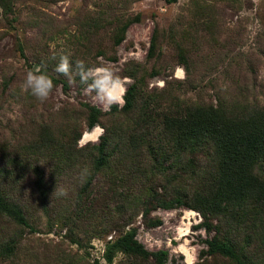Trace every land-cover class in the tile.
Segmentation results:
<instances>
[{
    "label": "trees",
    "instance_id": "1",
    "mask_svg": "<svg viewBox=\"0 0 264 264\" xmlns=\"http://www.w3.org/2000/svg\"><path fill=\"white\" fill-rule=\"evenodd\" d=\"M23 1L0 0V21H17ZM31 1L48 8L60 0ZM80 1L50 30L55 48L25 47L17 37L23 65H0V264H82L32 239L43 220L71 243L105 240L104 263L88 264H176L137 234L163 223L159 209L182 207L199 214L193 228L207 234L194 264H264V28L245 48L241 15L252 3L186 0L166 26L155 24L144 60H127L112 76L131 80L123 104L102 110L71 101L70 90L96 83L85 75L101 58L118 61L141 0ZM60 39L69 49H56ZM65 56L67 74L57 71ZM178 66L183 78L173 75ZM38 69L53 83L43 101L24 88ZM156 77L162 86L150 85ZM58 87L64 98H54ZM96 126L98 142L79 145Z\"/></svg>",
    "mask_w": 264,
    "mask_h": 264
},
{
    "label": "rangeland",
    "instance_id": "2",
    "mask_svg": "<svg viewBox=\"0 0 264 264\" xmlns=\"http://www.w3.org/2000/svg\"><path fill=\"white\" fill-rule=\"evenodd\" d=\"M245 1L252 3V6H249L248 9L241 12L242 17H247L245 19L248 39L246 48L249 46L252 47V40L256 33L264 28V0ZM185 2L186 0H178L176 3L166 4L164 0H141L135 3L133 11L139 12L141 19L139 22L132 23L128 27L126 39L119 45L117 50L118 61L112 62L101 58L103 65L90 69L85 76H92L97 81L102 80L104 73H97L95 69L100 67L111 69V76L107 82L110 87L113 82L112 76L119 70L123 62L130 59L144 60L155 24L159 23V25L166 26ZM80 4V0H60L53 6L45 8L36 5L31 0H24L15 8L18 18L17 21H14L12 25L7 24L5 20L0 21V29L7 31L0 39V65L4 64L7 67L10 65L15 67L23 65L22 57L15 51L17 37L23 41L25 47L27 45L32 48V45H36L40 48L41 43L46 42L51 49L55 48L57 44L49 40L50 30L56 31L59 27L64 26L67 20L77 12ZM234 18L236 19V17ZM42 23H45V25ZM65 48L69 49L65 40H58V47L56 49L61 51ZM257 73L260 79H264V67L259 68ZM173 75L178 78H183L184 70L178 66L174 69ZM120 80L123 82L125 88L131 82L129 78H122ZM150 85L160 87L163 85V80L157 77L153 78ZM90 91L89 87H84L79 91L73 87L70 90L69 99L75 102L87 100L102 110H107L109 107L98 95L100 94V87L95 92ZM64 97L61 88L58 87L54 92V98L59 99ZM122 104L123 101L118 105L121 106ZM15 113H17V108L15 107L7 108L4 112L5 117L12 116ZM101 133L102 128L99 126L93 129H86L79 140V145L88 141L97 143ZM156 213L163 217V223L160 226L150 229H144L142 226H139L137 234L138 240L150 250H168L176 264H194L198 259L200 249L206 247L204 243V239L207 237L206 232L203 229L193 228L201 220L199 214L184 207L173 210L159 209ZM37 226L38 228L32 236V239L36 240V243L45 242L56 245L70 253V255L82 257V264H88L94 259H99L104 263L102 253L105 247V240L82 237L80 238V243H71L64 236L65 230L58 232L54 227L48 233V228L44 220ZM85 251L89 255H86ZM171 263L170 261L169 264Z\"/></svg>",
    "mask_w": 264,
    "mask_h": 264
},
{
    "label": "clouds",
    "instance_id": "3",
    "mask_svg": "<svg viewBox=\"0 0 264 264\" xmlns=\"http://www.w3.org/2000/svg\"><path fill=\"white\" fill-rule=\"evenodd\" d=\"M69 68L68 58L62 57L61 63L57 66V71L67 74ZM97 73H104L103 79L96 81L95 84L90 85L89 89L99 85L100 87V99L110 108L113 104H120L123 101V96L126 94V88L123 82L118 78L112 82L111 86L108 85V80L111 76V69L100 67L95 69ZM24 88L30 91L31 95L37 99L45 100L53 88L52 80L46 75L40 72L38 69L36 72L29 71L24 81ZM86 171V170H85Z\"/></svg>",
    "mask_w": 264,
    "mask_h": 264
},
{
    "label": "built area",
    "instance_id": "4",
    "mask_svg": "<svg viewBox=\"0 0 264 264\" xmlns=\"http://www.w3.org/2000/svg\"><path fill=\"white\" fill-rule=\"evenodd\" d=\"M91 75H93V74L91 73Z\"/></svg>",
    "mask_w": 264,
    "mask_h": 264
}]
</instances>
